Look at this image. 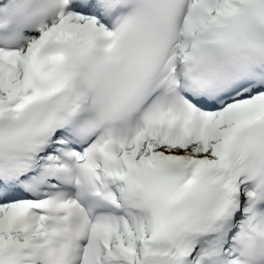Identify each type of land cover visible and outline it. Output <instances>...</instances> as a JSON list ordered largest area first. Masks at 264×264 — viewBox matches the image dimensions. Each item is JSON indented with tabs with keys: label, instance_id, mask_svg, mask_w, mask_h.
<instances>
[{
	"label": "snow or ice",
	"instance_id": "snow-or-ice-1",
	"mask_svg": "<svg viewBox=\"0 0 264 264\" xmlns=\"http://www.w3.org/2000/svg\"><path fill=\"white\" fill-rule=\"evenodd\" d=\"M0 264H264V0H0Z\"/></svg>",
	"mask_w": 264,
	"mask_h": 264
}]
</instances>
